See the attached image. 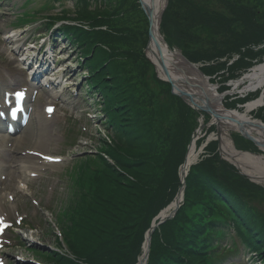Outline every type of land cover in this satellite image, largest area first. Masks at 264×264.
<instances>
[{
  "label": "rangeland",
  "instance_id": "obj_1",
  "mask_svg": "<svg viewBox=\"0 0 264 264\" xmlns=\"http://www.w3.org/2000/svg\"><path fill=\"white\" fill-rule=\"evenodd\" d=\"M42 3L43 0L36 1L37 5ZM60 6L55 3L58 9L53 13L60 11L70 17H82L93 27L102 26L106 30L101 34L94 28L96 35L93 37L103 36V46L98 52L100 58L106 55L114 58V65L109 66L106 75L115 85L111 95L129 105L123 111L129 118L128 135L121 143L132 155L140 180L132 192V199L138 202V211L128 220L127 226L132 233L128 241L132 242L130 248L135 254H140L143 234L152 216L177 189L176 166L190 144L199 119L206 125L210 117L204 112H198L199 115L185 105L173 94L168 83L158 79L154 67L145 58L148 21L136 0H88L81 5L65 0ZM258 26H264V0H168L160 32L170 48L200 67L209 85H214L219 93L227 89L229 80L251 66L240 58L225 69L227 72L220 80L214 78V72L228 64V60L224 61L227 54L240 50L245 59L263 60V53L255 50L258 43H264V34H259ZM224 103L227 108L233 107L227 99ZM252 115L264 120L258 110ZM233 134L237 147L259 153L250 141ZM211 137L212 134L208 138ZM157 145L160 146L158 150ZM216 148V143L209 145L205 149L208 158L191 171V194L187 200L193 199L201 186L208 189L210 182L231 194L228 197L247 218V225L257 226L260 237H264V184L252 183L240 176L234 167L220 160ZM171 224L174 220L167 221L161 230ZM231 263L232 260H228L225 264Z\"/></svg>",
  "mask_w": 264,
  "mask_h": 264
},
{
  "label": "bare ground",
  "instance_id": "obj_2",
  "mask_svg": "<svg viewBox=\"0 0 264 264\" xmlns=\"http://www.w3.org/2000/svg\"><path fill=\"white\" fill-rule=\"evenodd\" d=\"M138 5L144 16L150 21L151 36L146 50V58L156 67L157 75L166 81L170 78L174 89L185 95L188 102L196 106L198 111L211 108L216 111L218 119L214 118L213 111H210L212 123L218 124L220 128V152L222 156L237 164L243 172L252 179L264 182V161L258 157H253L249 153L241 154L231 145L228 137L229 133L241 132L240 125H244L245 132L252 137L253 144L264 153V124L254 120L250 114L264 107V62L253 66L247 73L239 77L230 85L231 92L240 90L243 93H254L258 91L255 99L244 105L243 112L239 110H229L223 105L224 97H218L207 84V81L200 77L192 68L183 65L176 53L172 52L163 40L161 33H158V18L160 12L164 10L165 0H138ZM160 23V22H159ZM47 64V63H45ZM205 98L206 100H202ZM199 128L195 137L191 141L184 163L178 169V177L181 188L172 203L158 216L163 218L172 211L182 200L183 182L188 175V170L194 166V161L198 155L196 150V139L199 135ZM211 137L210 140H212ZM247 167L250 168L246 169ZM256 171V172H255Z\"/></svg>",
  "mask_w": 264,
  "mask_h": 264
},
{
  "label": "trees",
  "instance_id": "obj_3",
  "mask_svg": "<svg viewBox=\"0 0 264 264\" xmlns=\"http://www.w3.org/2000/svg\"><path fill=\"white\" fill-rule=\"evenodd\" d=\"M137 1V0H136ZM80 2L81 3H83V2H86V0H80ZM137 5H138V3H137ZM241 8H244V7H240V9ZM141 11V10H140ZM142 12V11H141ZM143 14V13H142ZM144 15V14H143ZM145 17V16H144ZM82 19V18H81ZM80 19V20H81ZM258 29H259V34H264V26H258L257 27ZM254 31H258L257 29H254ZM254 31H252V32H254ZM97 37V36H96ZM98 38V37H97ZM257 41V40H256ZM264 42V41H263ZM258 44H260V43H258ZM257 44V45H258ZM261 53H263V58H264V49H262V50H260V54ZM233 54H243V53H241V51L240 50H237V51H235V52H233V53H230V54H227V56H231V55H233ZM250 61H251V59L250 58H248V59H245V56H241V62H243V63H245L246 65H250ZM253 61V60H252ZM122 102H124V101H122ZM131 172H133V171H131ZM134 175H138V172L136 171V173L134 174ZM218 191H219V189H218ZM220 193H222V192H220ZM225 195V194H224ZM126 205V204H125Z\"/></svg>",
  "mask_w": 264,
  "mask_h": 264
},
{
  "label": "water",
  "instance_id": "obj_4",
  "mask_svg": "<svg viewBox=\"0 0 264 264\" xmlns=\"http://www.w3.org/2000/svg\"><path fill=\"white\" fill-rule=\"evenodd\" d=\"M160 15H161V13L159 14V18H158V21H159V19H160ZM151 24H150V27H149V40H150V36H151ZM178 58L180 59V60H182L187 66H189V67H191V68H194L193 67V65L192 64H190L184 57H181V55H179L178 54ZM197 74H200L201 75V73L196 69V68H194L193 69ZM169 82H170V80H169ZM171 83V82H170ZM172 85V84H171ZM182 99H184L185 97H184V95H179ZM215 115H216V118H218V115L216 114V112H215ZM251 139V138H250Z\"/></svg>",
  "mask_w": 264,
  "mask_h": 264
},
{
  "label": "snow or ice",
  "instance_id": "obj_5",
  "mask_svg": "<svg viewBox=\"0 0 264 264\" xmlns=\"http://www.w3.org/2000/svg\"><path fill=\"white\" fill-rule=\"evenodd\" d=\"M20 94H17V96L19 97ZM49 112H51V109H48Z\"/></svg>",
  "mask_w": 264,
  "mask_h": 264
}]
</instances>
